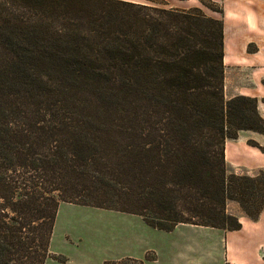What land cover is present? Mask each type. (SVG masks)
<instances>
[{"label": "trees", "instance_id": "16d2710c", "mask_svg": "<svg viewBox=\"0 0 264 264\" xmlns=\"http://www.w3.org/2000/svg\"><path fill=\"white\" fill-rule=\"evenodd\" d=\"M222 53L221 19L197 7L0 0V264L65 262L60 202L167 231L239 229L228 200L256 220L264 170H227L224 144L264 119L225 97Z\"/></svg>", "mask_w": 264, "mask_h": 264}, {"label": "crops", "instance_id": "0c3cea01", "mask_svg": "<svg viewBox=\"0 0 264 264\" xmlns=\"http://www.w3.org/2000/svg\"><path fill=\"white\" fill-rule=\"evenodd\" d=\"M158 1L165 7H199L206 15L221 19L224 72L228 69L229 73L237 72L244 76L236 84L235 92L228 97L245 95L255 98L257 111L264 119V0ZM206 1L214 7L207 6ZM217 7L218 10L215 9ZM240 131L251 135L237 134L236 138L225 141L226 163L250 171L264 170V149L260 148L263 147L264 134ZM248 137L255 139L256 145L249 144ZM125 213H121L125 220L117 230L120 250L107 253L100 263L102 260H127V264L135 261L141 264H264V206L256 220L238 215L241 226L235 230L178 223L167 231L149 226L139 215L135 217L132 213ZM52 241L53 238L49 242V251L61 254L52 249ZM148 252L152 253L146 258ZM88 256L87 252H76L69 253L65 259L73 264H83ZM99 256L101 253L96 254Z\"/></svg>", "mask_w": 264, "mask_h": 264}, {"label": "rangeland", "instance_id": "374dc122", "mask_svg": "<svg viewBox=\"0 0 264 264\" xmlns=\"http://www.w3.org/2000/svg\"><path fill=\"white\" fill-rule=\"evenodd\" d=\"M154 2H148L150 5H157L160 1L152 0ZM165 7V6H161ZM195 7V6H193ZM214 7V6H212ZM170 8V7H165ZM179 9H189L182 7H174ZM199 8V7H197ZM201 10V9H200ZM202 11V10H201ZM203 12V11H202ZM204 13V12H203ZM205 14V13H204ZM206 15V14H205ZM210 16V15H207ZM212 17V16H210ZM216 18V17H214ZM223 73V92L225 97H228L235 92V86L240 82V79L244 76L237 74V72ZM229 73V75H228ZM52 80V79H51ZM56 84H60L56 81ZM102 102H107L105 99ZM100 96L97 98L94 96L93 103L99 105ZM239 135L250 136L251 133L248 132H238ZM248 137V140L255 143V139ZM262 146L264 147V141H262ZM229 145V144H228ZM229 152V149H228ZM227 170L234 169L236 171H241V169H247L237 166H231L226 163ZM249 171L251 169H248ZM229 212L236 215L242 214L239 206L234 201H227L226 205ZM122 212L98 208L93 206L78 205L70 202H60L56 211L55 221L52 228L51 238L52 249L58 250L64 258L68 257L69 253L76 252H87L89 254L87 260L83 264H99L102 257L106 256L107 253L115 252L120 250V235L117 230L122 226L125 218L121 215ZM126 214V213H125ZM128 214V213H127ZM131 214V213H129ZM137 217L136 214H131ZM123 218V219H120ZM148 239V237H145ZM101 253V256L96 257V254ZM152 252H148L147 256L151 255ZM103 254V255H102ZM71 255V254H70ZM91 258V259H89ZM68 261V262H67ZM73 264V262L66 260L65 263L59 261L52 257H47L44 264ZM112 262H119V264H127V260H102L100 264H111ZM81 264V263H80Z\"/></svg>", "mask_w": 264, "mask_h": 264}]
</instances>
